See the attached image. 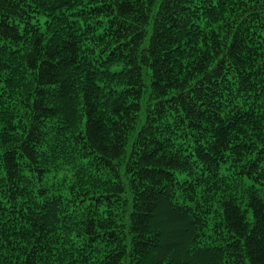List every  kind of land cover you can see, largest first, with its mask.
I'll return each mask as SVG.
<instances>
[{
    "label": "trees",
    "instance_id": "1",
    "mask_svg": "<svg viewBox=\"0 0 264 264\" xmlns=\"http://www.w3.org/2000/svg\"><path fill=\"white\" fill-rule=\"evenodd\" d=\"M0 264H264V0H0Z\"/></svg>",
    "mask_w": 264,
    "mask_h": 264
}]
</instances>
